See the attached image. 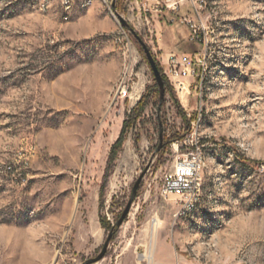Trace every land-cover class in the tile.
<instances>
[{"label": "rangeland", "instance_id": "374dc122", "mask_svg": "<svg viewBox=\"0 0 264 264\" xmlns=\"http://www.w3.org/2000/svg\"><path fill=\"white\" fill-rule=\"evenodd\" d=\"M193 1L199 17L95 0L66 20L59 0H0V264H83L113 229L94 264H264V0ZM141 42L161 68L208 51L202 88L160 104ZM196 143L201 198L179 216L162 181Z\"/></svg>", "mask_w": 264, "mask_h": 264}, {"label": "built area", "instance_id": "2783aa9c", "mask_svg": "<svg viewBox=\"0 0 264 264\" xmlns=\"http://www.w3.org/2000/svg\"><path fill=\"white\" fill-rule=\"evenodd\" d=\"M126 3L134 4L137 6L139 12L147 16L152 12H176L180 8L188 3L191 5L196 17H199V11L193 0H125ZM63 8H66L72 1L63 0ZM112 3L113 0H110ZM49 4V1H48ZM47 12L48 10H41ZM69 17H65L67 20ZM187 24H191L194 36L197 39L202 40L205 44L207 40V33L204 27H202V39L200 37L201 32L199 27L193 25V21L184 19ZM183 22V21H182ZM204 32V34H203ZM208 51H202L197 54L193 60H190L188 56L179 57L176 54H170L166 59V66L162 68L163 74L167 77L170 85L180 94L182 91H187V99L190 95V83L189 80L196 77V82L201 88V81L203 77V67H206L207 60L209 58ZM194 66L198 67L199 71L196 72ZM202 71V73H201ZM200 72V73H199ZM197 88V87H196ZM186 116L190 119V114L186 113ZM200 118V115L197 119ZM195 118L192 124L195 123ZM196 133L192 132L190 135L194 136ZM198 143L190 145V150L187 151V155L184 159H178L175 165L170 169L163 177L161 186V195L163 197L169 194L176 195L178 197V215H186L187 210L190 208H196L199 204V197L202 191V178L201 172L203 166L198 163ZM176 151H178V142L176 145ZM9 171L12 170L10 166L7 167Z\"/></svg>", "mask_w": 264, "mask_h": 264}, {"label": "water", "instance_id": "95a60500", "mask_svg": "<svg viewBox=\"0 0 264 264\" xmlns=\"http://www.w3.org/2000/svg\"><path fill=\"white\" fill-rule=\"evenodd\" d=\"M119 18V21L120 23L124 26V27H129V25L120 17L118 16ZM141 45H142V48H143V51H144V54H145V57L148 61V64H149V67L152 71V74H153V77H154V80H155V83L159 89V100H160V104L164 101V98H165V88H164V84H163V78H162V75L157 67V64L155 62V59L153 58L151 52L149 51V49L145 46L144 43L141 42ZM162 138L160 137V142H161ZM142 177L143 175H141L138 180L136 181L134 187H133V193H132V197L126 207V209L124 210V212L122 213L120 219L117 221L116 223V227H119L123 220L125 219V217L128 215V212H129V209L131 207V203H132V200L135 196V193H136V190L142 180ZM112 236H113V230L110 231L105 243H104V246H103V249L102 251L100 252V254L93 258V259H90L88 261H85L83 264H94L100 260H102L105 256V253H106V250H107V247H108V244L109 242L111 241L112 239Z\"/></svg>", "mask_w": 264, "mask_h": 264}, {"label": "trees", "instance_id": "16d2710c", "mask_svg": "<svg viewBox=\"0 0 264 264\" xmlns=\"http://www.w3.org/2000/svg\"><path fill=\"white\" fill-rule=\"evenodd\" d=\"M156 64H157V67H158V69H159V71H160V73L162 75V78H163V84H164V88H165V93L168 90L172 91V87H171V85L169 83V80L163 74L160 64L158 62ZM154 87L157 88V85L155 84ZM145 106H146V99H145V97H142L140 99V101L137 103V105L131 110V112L127 116L126 120L123 122L120 135H119L118 139L116 140V142L113 144V146H112V148L110 150V153H109L108 162H107V171L110 169L111 164L115 161L118 152L122 148V145H123V143H124V141L126 139L128 131L132 127V124L142 115V113H143V111L145 109ZM101 224L104 227L108 226V225H106L104 219H101Z\"/></svg>", "mask_w": 264, "mask_h": 264}, {"label": "bare ground", "instance_id": "6f19581e", "mask_svg": "<svg viewBox=\"0 0 264 264\" xmlns=\"http://www.w3.org/2000/svg\"><path fill=\"white\" fill-rule=\"evenodd\" d=\"M63 0H59L60 2V6H61V9L62 11L64 12L65 14V17H69V15L71 14V12L73 11V9L75 8L76 5H80L81 7L83 8H86V7H90L94 4V1L95 0H68V1H72L66 8H63ZM102 2H104L106 5H111V2L110 0H100ZM207 42V40L205 41V43ZM208 44H206V47H207ZM207 49V48H206ZM206 51V50H204ZM206 71V67H203V73ZM203 80H204V76L202 77V81H201V88H202V84H203ZM139 83V82H138ZM135 92H139L140 88L137 87L134 89ZM201 92V91H200ZM180 99H182V102H184V99H187V91H182L179 95ZM201 98V97H200ZM186 101V100H185ZM198 163L200 165H202V160H201V156H200V150L198 151ZM202 192V191H201ZM200 198H201V193H200V197H199V201H200ZM195 208H190L189 210H187L186 213L188 212H192Z\"/></svg>", "mask_w": 264, "mask_h": 264}]
</instances>
